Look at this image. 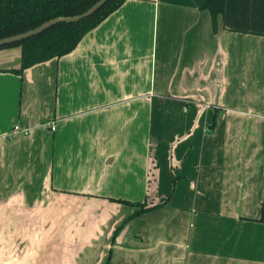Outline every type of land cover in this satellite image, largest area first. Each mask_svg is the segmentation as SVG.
I'll use <instances>...</instances> for the list:
<instances>
[{
    "label": "crops",
    "instance_id": "obj_1",
    "mask_svg": "<svg viewBox=\"0 0 264 264\" xmlns=\"http://www.w3.org/2000/svg\"><path fill=\"white\" fill-rule=\"evenodd\" d=\"M204 4L125 0L0 72V264H264V0ZM120 200L160 206L112 241Z\"/></svg>",
    "mask_w": 264,
    "mask_h": 264
},
{
    "label": "trees",
    "instance_id": "obj_2",
    "mask_svg": "<svg viewBox=\"0 0 264 264\" xmlns=\"http://www.w3.org/2000/svg\"><path fill=\"white\" fill-rule=\"evenodd\" d=\"M97 1L99 0H0V40L29 32L54 18L80 15ZM124 1L109 0L92 16L80 22L60 23L39 35L0 47V49L15 46L21 48L20 68L10 71L22 75L23 71L28 68L70 54L87 33L116 11ZM225 7L226 0H205L203 8L211 16L213 31H217L219 19L225 14ZM118 202L138 208V210L115 229L112 241L130 219L160 206L155 205L147 208L144 204L129 203L122 200ZM262 215L260 221L264 222V205ZM109 256L110 254L107 259ZM107 263L108 261L105 264Z\"/></svg>",
    "mask_w": 264,
    "mask_h": 264
},
{
    "label": "water",
    "instance_id": "obj_3",
    "mask_svg": "<svg viewBox=\"0 0 264 264\" xmlns=\"http://www.w3.org/2000/svg\"><path fill=\"white\" fill-rule=\"evenodd\" d=\"M109 0H99L93 6H91L84 13L74 16V17H58L52 20H49L39 27L22 34H18L12 37L4 38L0 40V47L5 45H10L13 43H17L33 36L39 35L44 31L48 30L52 26H55L60 23H76L80 22L90 16H92L96 11L102 8ZM21 49V48H20ZM0 71H10V70H18L20 68V60L21 53L19 51H10V49H0ZM7 50V51H4Z\"/></svg>",
    "mask_w": 264,
    "mask_h": 264
},
{
    "label": "built area",
    "instance_id": "obj_4",
    "mask_svg": "<svg viewBox=\"0 0 264 264\" xmlns=\"http://www.w3.org/2000/svg\"><path fill=\"white\" fill-rule=\"evenodd\" d=\"M49 127L51 130H54L55 129V123L54 121H51L50 123H48ZM24 132V133H27V130H22L20 129L18 126H15L14 129H13V132Z\"/></svg>",
    "mask_w": 264,
    "mask_h": 264
},
{
    "label": "rangeland",
    "instance_id": "obj_5",
    "mask_svg": "<svg viewBox=\"0 0 264 264\" xmlns=\"http://www.w3.org/2000/svg\"><path fill=\"white\" fill-rule=\"evenodd\" d=\"M10 49V51H15V50H17V51H19V53H21V49H20V47H18V46H15V47H12V48H9ZM1 51V50H0ZM4 51H7V50H4ZM1 53V52H0Z\"/></svg>",
    "mask_w": 264,
    "mask_h": 264
}]
</instances>
